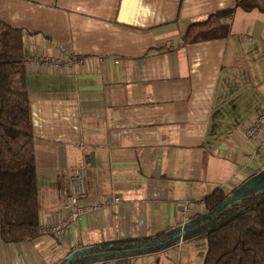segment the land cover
I'll return each instance as SVG.
<instances>
[{
	"label": "crops",
	"instance_id": "0c3cea01",
	"mask_svg": "<svg viewBox=\"0 0 264 264\" xmlns=\"http://www.w3.org/2000/svg\"><path fill=\"white\" fill-rule=\"evenodd\" d=\"M254 1L246 11L236 0H0V21L23 30L27 54L82 60L26 73L41 228L64 217L60 190L76 173L101 204L61 237L0 239V264H59L106 242L183 235L216 189L234 201L264 188V150L235 124L264 101V0ZM214 13L228 37L180 46ZM205 253V241L181 240L130 264H202Z\"/></svg>",
	"mask_w": 264,
	"mask_h": 264
},
{
	"label": "trees",
	"instance_id": "16d2710c",
	"mask_svg": "<svg viewBox=\"0 0 264 264\" xmlns=\"http://www.w3.org/2000/svg\"><path fill=\"white\" fill-rule=\"evenodd\" d=\"M249 11L254 0H236ZM210 14L187 28L180 46L226 38L230 26ZM24 32L0 21V239L33 241L40 236V202L26 90ZM204 212L181 235L175 228L154 236L127 238L78 251L59 264H130L137 257L171 249L184 241H205L202 264H264V188L234 201L222 189L204 197Z\"/></svg>",
	"mask_w": 264,
	"mask_h": 264
},
{
	"label": "built area",
	"instance_id": "2783aa9c",
	"mask_svg": "<svg viewBox=\"0 0 264 264\" xmlns=\"http://www.w3.org/2000/svg\"><path fill=\"white\" fill-rule=\"evenodd\" d=\"M82 62L80 58L71 55L51 56L48 54H26L23 65L26 70L43 72H60ZM247 139L255 145L257 151L264 150V101L260 109L246 125ZM66 198L65 215L62 219L46 228L40 229V235L63 236L68 230L75 229L78 220L87 213H93L101 208L97 202H88L83 173H76L69 178L68 192L60 190ZM118 202L119 199H109L107 203ZM185 206V211L189 210Z\"/></svg>",
	"mask_w": 264,
	"mask_h": 264
},
{
	"label": "rangeland",
	"instance_id": "374dc122",
	"mask_svg": "<svg viewBox=\"0 0 264 264\" xmlns=\"http://www.w3.org/2000/svg\"><path fill=\"white\" fill-rule=\"evenodd\" d=\"M242 96V94L241 95H239V98ZM240 112V115H239V117H240V119H238V121L235 123L236 124V126H237V128L240 130V132H241V134L243 133V130H245V126H246V123H247V121H245V123L243 124V121L245 120L244 119V117H246V114L248 113V111H247V109H244L243 111H239ZM250 117H248V119H249ZM244 119V120H243Z\"/></svg>",
	"mask_w": 264,
	"mask_h": 264
}]
</instances>
